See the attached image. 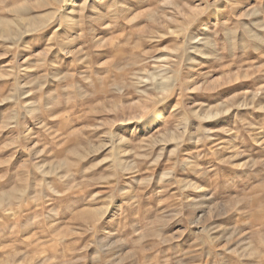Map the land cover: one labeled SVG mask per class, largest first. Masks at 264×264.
Instances as JSON below:
<instances>
[{"label":"rangeland","instance_id":"374dc122","mask_svg":"<svg viewBox=\"0 0 264 264\" xmlns=\"http://www.w3.org/2000/svg\"><path fill=\"white\" fill-rule=\"evenodd\" d=\"M0 264H264V0H0Z\"/></svg>","mask_w":264,"mask_h":264}]
</instances>
